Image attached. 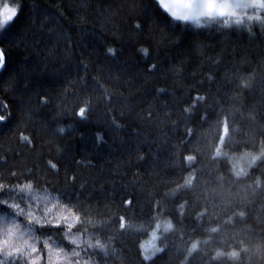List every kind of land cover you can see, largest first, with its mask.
I'll return each instance as SVG.
<instances>
[{"label": "trees", "instance_id": "16d2710c", "mask_svg": "<svg viewBox=\"0 0 264 264\" xmlns=\"http://www.w3.org/2000/svg\"><path fill=\"white\" fill-rule=\"evenodd\" d=\"M234 6L0 0V264H264V0Z\"/></svg>", "mask_w": 264, "mask_h": 264}, {"label": "rangeland", "instance_id": "374dc122", "mask_svg": "<svg viewBox=\"0 0 264 264\" xmlns=\"http://www.w3.org/2000/svg\"><path fill=\"white\" fill-rule=\"evenodd\" d=\"M234 5L245 3L246 0H233ZM253 2V0H247ZM159 4L172 17L192 22L201 26L209 20L217 17L227 16L231 10L238 11L232 0H158ZM238 2V3H237ZM261 152H245L243 154L231 155L230 161L236 175H244L260 158ZM169 224L162 222L152 232L147 241L143 242V256L149 259L159 252L158 238L161 231L169 229Z\"/></svg>", "mask_w": 264, "mask_h": 264}, {"label": "water", "instance_id": "95a60500", "mask_svg": "<svg viewBox=\"0 0 264 264\" xmlns=\"http://www.w3.org/2000/svg\"><path fill=\"white\" fill-rule=\"evenodd\" d=\"M0 54H2V59H0V74H1L5 69V57L1 50H0Z\"/></svg>", "mask_w": 264, "mask_h": 264}, {"label": "bare ground", "instance_id": "6f19581e", "mask_svg": "<svg viewBox=\"0 0 264 264\" xmlns=\"http://www.w3.org/2000/svg\"><path fill=\"white\" fill-rule=\"evenodd\" d=\"M3 55H4V53H3ZM4 57H5V56H4ZM5 64H6V60H5ZM162 222H163V221H161L160 224H161Z\"/></svg>", "mask_w": 264, "mask_h": 264}, {"label": "snow or ice", "instance_id": "6c2138e0", "mask_svg": "<svg viewBox=\"0 0 264 264\" xmlns=\"http://www.w3.org/2000/svg\"><path fill=\"white\" fill-rule=\"evenodd\" d=\"M0 59H2V54H0Z\"/></svg>", "mask_w": 264, "mask_h": 264}]
</instances>
